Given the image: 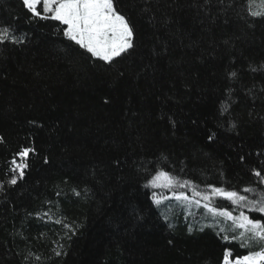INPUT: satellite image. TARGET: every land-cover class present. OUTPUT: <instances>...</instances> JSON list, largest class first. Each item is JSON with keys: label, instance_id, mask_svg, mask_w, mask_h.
Instances as JSON below:
<instances>
[{"label": "trees", "instance_id": "obj_1", "mask_svg": "<svg viewBox=\"0 0 264 264\" xmlns=\"http://www.w3.org/2000/svg\"><path fill=\"white\" fill-rule=\"evenodd\" d=\"M114 5L135 46L109 65L58 22L31 19L22 0H0V26L25 37L0 45V180L14 153L35 149L24 177L0 191V264H221L225 247L247 254L217 236L230 222L203 227L213 221L202 207L195 216L175 200L157 207L143 185L159 165L201 188H264L253 174H264V18L248 15L247 0Z\"/></svg>", "mask_w": 264, "mask_h": 264}, {"label": "snow or ice", "instance_id": "obj_2", "mask_svg": "<svg viewBox=\"0 0 264 264\" xmlns=\"http://www.w3.org/2000/svg\"><path fill=\"white\" fill-rule=\"evenodd\" d=\"M208 3L210 0H205V4ZM220 3L223 4V0H220ZM22 6L30 14L31 19L58 22L62 26L59 31L68 41L90 54L92 58L106 64H113L117 58H122L135 46L134 29L126 16L117 10L114 0H22ZM247 13L251 17L264 18V0H247ZM24 39L23 35L17 36L10 26H0V45L21 44ZM229 75L235 78L237 73L233 71ZM228 108V103L222 102V112H226ZM209 139L212 137L210 136ZM2 141L3 138L0 137V142ZM34 151L32 147L22 146L14 153L8 165L10 178L6 181L0 180V191L4 190L5 184L16 185L18 179L24 177L25 170L29 167V154ZM145 171L148 175L143 187L153 190L151 199L157 207L163 206L165 201L170 204L175 200L184 208L186 215L192 216L196 215L190 210L192 206L202 207L206 216L210 215L213 221L203 227H212L214 230L222 221L225 224L230 222L229 227L219 228L216 232L217 236L224 233L222 236L224 242L229 244L239 242V247L248 251L247 254L239 255L234 254L232 248L225 247L221 264H264V218L252 219L243 210L264 213V188L258 190L257 187L247 186L237 191L234 188L229 190L223 186L217 187L211 183L201 188L193 180L183 178L159 165L154 170L145 169ZM253 174L258 184L264 185V174L255 169ZM156 189H166L170 195L158 194ZM189 191L192 193L191 196L187 194ZM247 193H254L256 198L250 199ZM76 195L79 196L80 193L76 192ZM216 197L229 201L234 210H240L239 214L233 215L232 211L218 206ZM50 212L51 210L43 213V216L51 219ZM37 215L41 214L37 213ZM164 219L167 220L168 217L165 215ZM55 223L61 224L68 232H75L73 225L64 223L61 219H57ZM168 227L172 228L173 225L169 223ZM188 231L191 233V226ZM229 232L232 234L229 235ZM57 246L63 247V245ZM55 254L61 255V252ZM25 259L27 260L28 257ZM35 259L39 261L41 257L36 256Z\"/></svg>", "mask_w": 264, "mask_h": 264}, {"label": "rangeland", "instance_id": "obj_3", "mask_svg": "<svg viewBox=\"0 0 264 264\" xmlns=\"http://www.w3.org/2000/svg\"><path fill=\"white\" fill-rule=\"evenodd\" d=\"M148 200H149V197H148Z\"/></svg>", "mask_w": 264, "mask_h": 264}]
</instances>
